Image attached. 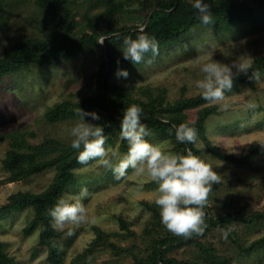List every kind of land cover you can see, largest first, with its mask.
I'll use <instances>...</instances> for the list:
<instances>
[{
  "label": "rangeland",
  "instance_id": "374dc122",
  "mask_svg": "<svg viewBox=\"0 0 264 264\" xmlns=\"http://www.w3.org/2000/svg\"><path fill=\"white\" fill-rule=\"evenodd\" d=\"M123 2L126 12L117 13L112 22L118 28L126 24L131 26L134 18L138 19L135 22L138 27L148 22L157 1ZM7 3V23L0 33L1 54L18 40L45 37L46 31L57 30L32 1L8 0ZM104 9L101 4L95 5V0H77L74 4V33H78V36L84 31L91 33L94 22L91 26L86 16L94 17L103 13ZM255 12L260 18L263 10L256 9ZM108 24L109 19L101 17L94 27L102 33ZM106 37L105 34L99 36L101 49ZM102 40L103 43H100ZM263 54L264 27L243 23L235 32H224L205 25L167 45L153 57L144 59L139 66L128 71L126 79L115 76L113 81L137 89L164 88L168 101L175 102L183 96L200 94L195 81L201 78V63L216 60L230 66L234 61L252 64L256 57ZM101 63V53L97 51L95 54L63 58L54 65L32 67L0 79V135L21 130L34 145L48 138L71 141L69 130L77 119L51 122L47 120L46 112L59 102H80L93 95L99 85L97 73ZM233 73L238 76L243 72L238 73L233 68ZM261 81L246 83L239 90L225 95L222 101L212 103L218 110L207 121L212 143L227 154L246 158L247 163L241 165L219 159L208 152L201 141L196 144L200 152L198 156L209 163L219 176V182L212 185L207 200L208 209L216 217L229 210L242 211L243 216L264 211V75ZM136 96L145 98L139 91H136ZM91 111L97 112L100 117L105 113L98 108ZM188 113V120L193 122L196 109ZM86 120L96 124L90 117H86ZM148 139L159 144L163 151L176 152L170 140L154 135ZM105 147L116 150L119 155L127 153L121 148V139ZM10 148L11 140H0V206L19 191H44L56 173L54 168L47 169L26 179L10 181L9 173L4 168V159ZM108 155L111 157V151ZM76 176L77 184L66 194H76L86 187L91 197L84 204L89 210L90 219L94 217L96 222L65 227L60 240L66 251L64 264L75 263L81 252L98 236L99 229L109 233L111 240L125 250L121 254L111 250L99 251L90 264H133V247L145 248L143 237L154 214L145 202L155 205L157 185L147 175L136 176L131 169L125 178L116 181L112 171L99 159L90 160L86 165L80 164ZM141 185L142 188L136 191ZM228 201H232L235 207L228 208ZM33 217V209L25 207L0 218V241L5 244L14 264H49L47 249L38 244L39 230L27 232ZM122 221L128 227L125 228ZM230 229L233 231L231 236L223 227H211L203 235L195 236L201 244L214 250L216 256L211 259L201 251L200 244L188 242V237L177 242L167 256L179 261L198 260L203 264H264V248L250 255L241 254L233 240L239 236L241 241L250 244L264 237V224L245 226L240 223L230 225ZM69 230L73 232L71 236L67 234ZM224 232L228 233L227 238Z\"/></svg>",
  "mask_w": 264,
  "mask_h": 264
},
{
  "label": "trees",
  "instance_id": "16d2710c",
  "mask_svg": "<svg viewBox=\"0 0 264 264\" xmlns=\"http://www.w3.org/2000/svg\"><path fill=\"white\" fill-rule=\"evenodd\" d=\"M8 0H0V33L7 23L6 8ZM29 1V0H28ZM42 12L46 18L57 28L55 31H46V36H36L16 41L5 51L0 53V79L6 76L28 71L32 67L48 66L59 63L63 58L78 57L82 55L101 53V65L98 71L99 85L95 93L85 97L80 102L65 100L55 104L46 112L47 120L57 122L67 119H78L75 109L81 107L86 111L94 108L103 110L105 113L96 124L111 123V127L105 128L106 143L113 144L120 139V121L122 112L129 105H138L143 109L142 123L151 130L152 135L170 140L175 146L176 153L186 154L191 150L199 155V150L194 144H180L175 138V128L184 122H189L197 130L198 141H201L206 150L219 159L230 161L235 164L247 163L246 158L227 154L214 145L208 136L207 121L217 112V106L206 102L201 93L194 97H180L175 102L167 99V90L164 88L152 89L149 87L136 88L135 86H122L113 81L117 68H123L129 72L135 66L123 58L119 48L124 36L133 38L143 31L149 36H154L162 50L167 45L175 42L190 31L205 26L199 19L198 12L193 8L194 0H156L155 10L149 22L145 21L142 26L133 24L118 28L113 25V19L117 13L126 12L123 0H95V5L101 4L105 9L103 13L94 17L86 16L89 23L93 24V31L83 32L81 36L74 33L75 15L74 4L77 0H30ZM209 5L212 22L208 26L224 32H235L240 24L250 23L254 26L264 27V0H205ZM256 9L263 10L258 18ZM101 17L109 19L108 27L100 33L94 26ZM149 17V16H148ZM91 24V26H92ZM100 34L107 37L104 48L99 44ZM154 55L148 53L144 59ZM120 64L117 65V60ZM259 70L264 73V54L256 57L251 64L248 74H240L233 77L232 91L239 90L244 84H252L251 72ZM136 91L142 92L145 98L136 96ZM196 109V119L188 120V111ZM11 140V148L4 159V168L9 173L10 181L29 178L30 176L55 169V177L51 184L40 193L31 191H19L10 196L7 203L0 206V218L9 213L30 207L34 211V217L27 227V232L39 230L38 244L48 251L49 264H64L66 251L60 244L63 237L62 231H54L50 227L51 217L48 210L54 206L56 200L66 194L71 187L77 184L76 169L78 153L70 147L71 141L59 138H48L42 143L31 144L23 131L17 130L7 135H0V140ZM197 141V142H198ZM121 148L128 151L126 141L121 140ZM148 209L152 210L150 226L145 230L143 237L145 248L133 247L131 255L133 264H203L198 260L179 261L168 257L177 242L184 236H177L169 232L160 222L159 211L153 204L145 202ZM228 208L235 207L232 201L226 203ZM206 230L211 227H223L232 234L230 225L244 223L245 226L264 224V211H255L248 216H243L242 211L229 210L226 214L216 217L208 209H203ZM126 228L127 223L122 221ZM205 230V231H206ZM198 234L188 237V242L200 244L201 251L211 259L216 256L212 248L206 247L195 239ZM241 254H252L264 248V237L247 244L238 237L233 239ZM164 247V248H163ZM135 249V250H134ZM111 250L115 254H121L125 249L118 246L110 238L109 233L99 229L98 236L76 258L73 264H89L88 258L93 257L99 251ZM92 260V259H91ZM0 264H14L12 256L6 251L5 244L0 241Z\"/></svg>",
  "mask_w": 264,
  "mask_h": 264
},
{
  "label": "clouds",
  "instance_id": "9594fccd",
  "mask_svg": "<svg viewBox=\"0 0 264 264\" xmlns=\"http://www.w3.org/2000/svg\"><path fill=\"white\" fill-rule=\"evenodd\" d=\"M193 8L197 10L201 23L212 22L209 5L205 0H194ZM104 40L100 41L103 43ZM159 44L154 36H149L143 29L136 35L124 36L119 50L125 60L133 65L141 63L148 53L156 55ZM120 60H117V65ZM233 68L248 74L250 63L227 65L216 60L201 63L199 72L201 78L195 81V87L200 90L202 98L208 103H217L225 98V93L233 87ZM262 74L259 70L251 72L250 79L260 83ZM117 78H127L129 72L117 68ZM143 109L138 105H129L122 112L120 121V139L126 141L128 151L119 155L116 150L106 149L105 128L111 127L109 122L94 124L86 120L99 121L100 115L95 111H86L81 107L75 109L78 118L69 130L72 138L70 147L77 151V163L86 165L88 161L99 159L110 169L114 179L125 178L129 169L136 176L149 177L157 185L154 204L159 211L161 224L177 236L190 237L193 234L203 235L206 230L203 209L207 205L208 194L213 184L219 182L216 171L201 157L191 150L186 154L163 151L159 144L152 143L148 137L152 132L142 123ZM175 138L180 144H194L198 141L197 130L189 122L181 123L175 128ZM111 151V157L108 153ZM115 160V163L113 162ZM142 185L136 189L139 191ZM91 197L86 187L76 194L60 196L53 207L48 210L51 217L50 227L54 231H63L68 225L80 226L95 223V218L89 217V210L84 201ZM73 234L71 230L67 233ZM228 233L224 232L225 238ZM91 257L88 258L89 264Z\"/></svg>",
  "mask_w": 264,
  "mask_h": 264
},
{
  "label": "water",
  "instance_id": "95a60500",
  "mask_svg": "<svg viewBox=\"0 0 264 264\" xmlns=\"http://www.w3.org/2000/svg\"><path fill=\"white\" fill-rule=\"evenodd\" d=\"M150 18H151V16H150ZM150 18H149V20H150ZM149 20H148V22H149ZM141 29H144V28H140V30H141Z\"/></svg>",
  "mask_w": 264,
  "mask_h": 264
}]
</instances>
